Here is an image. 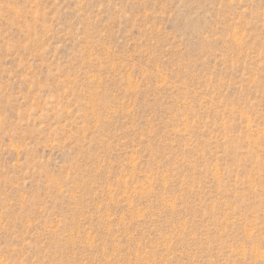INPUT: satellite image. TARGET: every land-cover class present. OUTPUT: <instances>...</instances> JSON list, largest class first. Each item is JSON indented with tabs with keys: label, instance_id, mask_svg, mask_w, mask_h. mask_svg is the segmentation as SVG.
Instances as JSON below:
<instances>
[{
	"label": "rangeland",
	"instance_id": "rangeland-1",
	"mask_svg": "<svg viewBox=\"0 0 264 264\" xmlns=\"http://www.w3.org/2000/svg\"><path fill=\"white\" fill-rule=\"evenodd\" d=\"M0 264H264V0H0Z\"/></svg>",
	"mask_w": 264,
	"mask_h": 264
}]
</instances>
